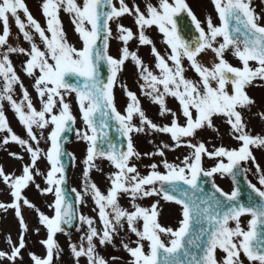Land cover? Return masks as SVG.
I'll return each mask as SVG.
<instances>
[{"label":"snow or ice","instance_id":"1","mask_svg":"<svg viewBox=\"0 0 264 264\" xmlns=\"http://www.w3.org/2000/svg\"><path fill=\"white\" fill-rule=\"evenodd\" d=\"M213 3L221 24L214 26L209 16L206 32L185 0H173V3L169 0H159L158 6L147 3V15L138 5L129 8L125 0H119V8L113 4V0H83L82 5L76 0H43L41 7L42 13L47 17V32L51 34L49 37L45 34V28L41 27L33 17L24 0H0V21L3 23L0 47L7 44V37L10 35V16L24 39L31 44L30 51L27 52L21 47H13L10 44L7 45L6 51L0 52V77L4 81L0 90V131H7L10 134L4 138L3 143L7 144L9 140L19 143L30 153L31 159L30 164L23 166L22 174L19 176L6 174L3 166H0V178L14 197L12 204L6 206L0 203V208H15L23 231H27V225L20 212V202L23 201V204L30 208H35V205L22 196V190L28 187L29 182L35 183L33 169H36V175H43L36 168L37 160L41 156L47 159L50 169L45 178L47 187L40 189L38 184L36 187L42 195L48 193L55 195L54 204L51 205L54 208V216L50 218L36 209L41 224L48 230V237L41 241L47 249L46 258H40L34 253L29 254L34 264H52L54 253L58 257L61 251L54 236L64 231L62 225L71 227L77 219V211L73 203L67 199L66 189L62 187L66 182L62 157L66 153L62 151L61 136L75 123L71 106L65 102V96L71 93L76 94L86 129L91 131V135L87 130L78 133L89 144L84 161L85 193L92 195L103 222L102 231H98L92 218L79 215L80 222L88 225V233L85 237H81L79 247L70 244L77 262L83 256L87 258L88 264H108V261L97 253L94 238H97L102 246L106 243L110 244L117 228L122 229L126 222L129 231L139 238L134 248L126 243L123 244L124 249L134 258L131 264H243L240 259L241 252L250 264H264V190L249 183L252 191L249 194V203L245 204L240 200L241 190L238 186L228 193L214 184L215 190L203 196L201 195L203 188L198 183L201 175L212 177L218 172L222 175H230L235 182L240 171H248L241 167V162L249 159L255 161L250 146L264 147V137L252 136L245 131L246 125L241 112L238 111V108L255 104L246 93V86L257 78L264 80V26L259 22L261 17L255 14L251 0H213ZM61 8L72 15V23L83 42L81 49L70 44L66 38L59 19ZM21 11L27 23L21 19ZM181 12L187 13L198 32V35L192 39H185L177 30L175 17ZM126 13L135 16L139 29V44L151 45L152 55L157 60L156 68L160 70L159 76L144 64L136 52L129 51L127 45L134 34L131 29L123 25L117 26L118 39L124 45L119 50L120 57L108 55V40L111 35L109 21ZM86 25H90V29ZM153 25L158 27L159 32L164 36V43L171 49L167 60L161 56L152 39L145 35L146 28H151ZM29 27L39 35L45 46L44 50L33 42V35L26 30ZM101 32L105 33L102 48L97 46ZM218 37L223 38L222 43L217 42ZM217 43L218 46H214ZM229 47L242 62V68L234 67L224 59V52ZM206 50H211L218 60L213 62L211 67L205 66L198 60ZM11 53H25L30 56L24 64L27 75L33 76L36 70L39 71L40 75L35 78L33 86L40 98L41 110L35 109L27 89L19 80L9 59ZM184 58L198 74L199 81L185 78V68L182 64ZM129 59L134 62L144 81L141 85L145 90L144 94L150 97L153 103L159 104L160 115L171 112L166 106L165 97L172 96L181 105L182 114L186 118L185 125L179 124L174 112H171L173 116L171 125L158 126L153 123L142 110L135 93L127 90L126 85H124L125 94L129 97L130 103L126 106V114H121L117 110L113 87L118 73ZM168 60L172 62L171 66ZM101 61L107 63L109 67L110 75L107 82L100 78ZM250 61L257 62L259 66L253 70L249 67ZM69 77H75V82H70ZM15 84H20L23 90V99L19 103L13 98ZM228 84L232 86L231 94L226 88ZM161 85L162 91L159 87ZM57 98L59 109L54 113ZM5 100L10 103L18 119L25 126L29 138L36 142V147L16 135L8 126L3 110ZM193 111L196 114L195 118ZM134 114L140 119V126L132 123ZM259 115L264 119V112ZM214 116L226 117L231 130L237 134L234 138L242 141V146L238 150H229L221 146L208 152L203 142L194 145L189 140L185 146L194 151L190 157L184 158L183 167L168 163L165 159L163 164L167 169L166 173L159 172L158 166L152 164L149 166L152 171L147 176H141L135 165L129 166L132 157L140 158V154L134 149L131 134L144 132L145 125L152 131L171 134L173 141L176 142L175 146L179 147L182 137H194L197 130L205 126L218 131L213 125ZM112 120L117 122V131L127 137L126 150L109 138L106 130ZM49 124L53 125L47 137L50 148L44 152L39 147V143L40 138L43 137V129ZM34 127L41 130L39 138L33 132ZM163 148H169V145L164 144ZM202 154L210 158L226 157L228 162L224 163L221 159L216 166L206 171L202 167ZM145 155L163 157L164 151L158 148L156 152ZM17 158L22 159V157ZM99 158L107 159L118 170L108 177L111 187L107 195L102 194L97 185L87 179L89 171L96 167L95 160ZM256 167L260 172L259 184L264 186V171L260 170L258 164ZM186 170L190 175L185 174ZM121 193L130 196L134 211H127L120 206L118 201ZM151 196H160L166 202H175L182 206L183 218L177 229L164 228L158 223L159 200L153 203L151 208H144L135 203L137 199ZM77 201H83L80 193H77ZM243 215L251 217L247 230L241 226L240 218ZM140 220L143 221L142 231L136 226ZM230 221L235 222V227H229ZM193 224L198 227L193 228ZM36 231L38 232L39 229ZM161 233L172 237L170 246H166L161 240ZM85 240L87 247L84 246ZM144 240L149 242L147 254L143 250V244L140 243ZM7 242L12 247V251L10 254L0 251V258L7 257L15 262L20 257L21 249L25 247L23 232L18 247L12 245L10 236ZM217 249L225 254L220 261L216 258ZM161 254H163L162 259ZM112 259L119 258L112 257Z\"/></svg>","mask_w":264,"mask_h":264},{"label":"rangeland","instance_id":"2","mask_svg":"<svg viewBox=\"0 0 264 264\" xmlns=\"http://www.w3.org/2000/svg\"><path fill=\"white\" fill-rule=\"evenodd\" d=\"M30 6V10L38 16V22L40 25L47 29V27H44V20L40 16V11L42 10V3L43 0H27ZM171 0H169L170 2ZM262 0H255V2H259ZM25 2V0H24ZM78 4L83 3V0H76ZM26 3V2H25ZM125 3L129 6V8H133L134 4H137L139 8L141 9L142 12H145V15H147L146 12V4L151 3L153 6H158L159 0H136L133 2V0H125ZM116 4L119 5V2H116ZM254 2H251L252 8L255 7ZM196 10L200 17L204 21V26L207 29V10L203 6V4H200L197 2ZM259 12V11H258ZM61 13V24L62 27L65 26L66 24V30L64 29L63 31L66 33V38L67 40L70 39L71 41L76 42V40L79 37V34L75 30V26L72 23V15L71 16H66L68 14L65 11H59ZM260 13V12H259ZM256 15H258L255 12ZM21 19L26 21V17L23 14V12H20ZM264 17V13H260V15ZM68 18V19H67ZM9 20L11 24L9 25L10 30H14V33H18L20 36L23 35L19 28L16 26L14 19L10 16ZM118 24L123 25L126 28L132 29L131 31L133 32L134 36L133 39L128 42L127 47L129 48L130 52H137L138 48H145L144 45L139 44L138 40V33L139 29L137 24L134 25L133 21V15L129 14H124L123 16L117 18L114 20V25L116 26V30L114 33V45L112 47L111 53L112 56L115 58L120 57V49L124 46L123 42L118 39L119 32H118ZM131 24V27H130ZM3 25V24H2ZM217 26V23L216 25ZM86 27H90V25H86ZM156 26L153 25L151 29H155ZM0 29H1V23H0ZM27 28L26 30H28ZM150 28H146L145 32H148ZM34 30V29H33ZM32 35H35L36 38H40L39 35L34 31L31 33ZM45 34L47 35V32L45 31ZM147 36V34L145 33ZM69 42V41H68ZM162 42V40L158 41L155 47H157L161 53L167 52V47L164 43H159ZM218 43L223 42L222 37L217 38ZM70 43V42H69ZM218 43L214 46H218ZM14 44L16 46L22 45L21 48H23V44L20 42V39L18 38L16 41H14ZM40 49L42 50V46L40 43ZM83 46V42L78 43L76 42V48L81 49ZM7 46L1 47V51L5 50ZM206 52H209L210 56H208L209 61L201 62L205 66L211 67L213 62H218L215 54L211 50H206L204 53H202L199 56L200 58H203L202 60L206 59L204 57L207 56ZM9 59L12 62V65L14 67V70L19 77V80L22 82L24 88L27 89L29 96L32 100L33 106L37 111L41 110L42 105L40 98L38 96V93L36 89L34 88V83H35V77L38 73L36 70V75L34 78L31 79V76L27 75L25 70H24V65H23V60L24 58L21 56V53H19L17 56L13 57L10 56L9 54ZM224 59L228 61L229 64H233L237 67H241V61L233 54V49L229 47L225 52H224ZM50 62V61H49ZM51 63V62H50ZM151 71L153 70V64H147L146 65ZM131 67L133 69H131ZM21 71L24 72V75L21 74ZM139 70L135 66L134 62L129 59L128 61L125 62L122 70L120 71V79H119V84H120V94H119V103L121 105H124L125 109L126 106L130 103V99L125 94V87L126 85L127 90H141V85L144 84V81L141 79V83L137 86L135 85V81L138 77V72ZM133 75V78L130 76ZM264 84V80L260 81L259 83ZM4 81L3 79L0 78V90H2ZM227 88V87H226ZM17 92L22 96L23 98V90L21 89L20 84H17L16 86ZM162 90V88H160ZM231 94V92H229ZM168 99L166 98V106H169L167 100H171L169 96H167ZM13 98L19 103L21 100V97L16 94L15 92L13 93ZM46 99V97H45ZM174 101V100H172ZM65 102L69 103L71 106V113L75 117L76 123H77V131L79 133H83L85 130L90 132V130L86 129V126L84 124V121L82 119L81 112L78 107L77 103V97L74 93H71L69 95L65 96ZM140 105L144 106V103L140 101ZM26 104V102H25ZM148 110V104L145 103V106L143 109ZM59 109V100L57 98V107L53 109L54 113H57ZM3 110L5 113V116L7 118V123L8 126L13 128L14 124H17V120L19 123L22 124V122L18 119L17 114L14 112L12 106L8 101L3 102ZM179 108H176L174 112H177ZM243 110L242 108H238V111L241 112ZM25 111H27V108L25 107ZM146 113L149 114L148 111ZM11 123H14L11 125ZM133 124L140 126V119L138 116H136L135 119L132 121ZM11 125V126H10ZM23 125V124H22ZM213 125L215 126L218 131H214L212 128H209L205 126L202 128L199 132L197 131L196 135L194 137H199V139L205 140V145L206 144H212L214 143H226L228 142V145L225 146V148L231 150L234 149L238 143H242V141H239L234 138L236 133H234L231 130V126L226 122V117L223 116H214L213 117ZM24 126V125H23ZM226 126L227 130L223 127ZM144 141L145 143H139L138 149L140 151V158L137 159L136 157H132L130 159V166L135 165L138 172L140 173L141 176H147L152 169L149 167L152 164H156L157 170L161 173H166L167 169L164 167L163 161L166 159L168 163L180 166L183 165L182 162L185 157H190L191 151L188 150L187 146H179L176 147L175 144L172 145L169 144L167 141L166 143L161 142V140H157L158 136L153 134L152 136L149 134L150 129L147 125L144 126ZM53 125L49 124L45 129H43V137L40 138V143L39 147L46 152L47 149L50 146V141H48L47 137L48 134L52 131ZM40 129L38 128H33V132L37 134L39 138V133ZM10 134L7 131H0V146L4 145L3 140L6 136H9ZM22 139L28 140L29 143L33 146L36 147V142L32 141L26 131V128L24 126V130H21V134H19ZM136 139L138 141L139 139V133L136 134ZM199 139L194 138L193 141L195 143H200ZM136 141V142H137ZM11 142V140H9ZM167 144L169 145V148H163V145ZM136 146V147H137ZM88 148V142L82 138L80 134H78L77 138L73 141V143L70 146V149L74 155V172H73V178H72V184L73 186L77 189V191L81 194L83 197V201L80 202V211L81 215L85 217H90L94 220V226L97 228L98 231L102 229L101 224L103 222L100 219L101 224H99V209L97 205L95 204V201L93 200L92 196L91 199L89 198L90 193H85V183H86V178H85V164L84 161L86 159L85 157V150ZM158 148H162L163 151L167 149L168 151H164V156L161 157L159 155H154V156H149L145 155L146 153H153L156 152ZM174 149V150H173ZM3 151V150H2ZM0 151V166H3L4 172L6 174H15L16 176H19L22 174V169L23 166L30 164L31 159H30V153L26 151L24 146H21L18 143L17 149H5L2 153ZM173 153V155H167L168 152ZM257 151V149H256ZM12 153L16 154L15 156L11 155ZM144 154V155H143ZM17 157H22V159L17 158ZM224 163L226 162V157ZM215 160L214 158H211ZM192 162V161H190ZM208 167L210 166H216L218 163L216 161H206L205 162ZM217 163V164H216ZM259 167L264 166V158L263 157H258V163ZM95 165L96 167L92 168L89 173H88V180L92 183H95L97 187L99 188L100 192L102 194L107 195V192L110 188V180H109V175L112 174V169L113 165L111 164L110 161H108L105 158H99L95 160ZM184 166V165H183ZM254 167V166H253ZM36 168L39 169L40 173L43 175H36V169H33V175H34V181L35 183L29 182V185L27 188L22 190V196L26 197L28 201H30L31 204L35 205V208H30L27 205L23 204V201L20 202L21 208L20 212L23 217L24 223L27 225V231L24 232L20 219H16V215L13 214V211L10 210L9 208H0V251H3L7 254H10L12 251V247L8 244L7 239L10 236L12 245L18 247L20 243V236L21 233L23 232V238H24V243L25 247L21 249L20 252V257H18L15 262L9 260L7 257L0 258L2 259L0 264H34V261L30 257V253H34L36 256L40 258H46L47 255V249L44 244L41 243V241L46 240L48 237V230L46 226L41 224L38 213L36 209H39L40 212L44 213L45 215L49 216L50 218L53 215V208L51 207L52 205V197L48 196V194L42 195L40 191L37 189L36 185L38 184L40 186V189H43L47 187L45 183V168L50 169V164L48 163L47 159L44 156H41L39 160H37ZM59 176V174H57ZM259 176V175H258ZM98 178V181H97ZM216 182L217 184L225 191L230 193L232 190H234L233 183L231 179L226 176L222 175L221 173H216ZM6 188V194H4V189ZM9 187L4 183L3 179L0 178V202L4 200V202H9V204H12L14 197L12 196L11 193L8 192ZM89 199L91 200L92 204V209L89 207L88 202ZM157 200H159V204L157 205V211L159 213L157 220L158 223L164 227V228H172L173 230L177 229L179 227V222L182 220V209L178 207L177 205L173 204L172 202H166L162 198L158 196H151V197H144L143 199H137L135 201L136 204H139L141 207L144 208H151L152 204L155 203ZM119 204L122 208L126 209L127 211H134L135 209L132 207V201L130 196L121 193L119 195ZM16 211V209H14ZM83 211V213H82ZM110 211V210H109ZM139 230L142 231L143 229V221L140 220L138 221L137 225ZM235 227V223L233 225ZM39 229L37 232L36 230ZM88 233V225L84 223H80L79 228L72 234H66L65 232H58L54 236V240L56 243L59 245L60 252L59 256L57 257L56 255L53 258L52 264H88V260L86 257H80L79 261L74 258L72 251L70 249V244H76L78 247L81 243V237H85L86 234ZM128 234L131 235V237L128 239ZM160 238L165 242V244H169L170 240L172 237L170 235L161 233ZM139 239V238H138ZM137 236L129 231V227L127 223H124L123 228H117L116 234L113 235L112 237V242L106 243L103 246L100 245L99 240L97 238H94V243L96 244V251L99 253L100 256L104 257L106 261H108V264H131V262L134 260V258L130 255L128 251H126L123 247V244H128L129 247H133L134 245H137L136 242L138 241ZM140 243L143 244V250L147 254L149 252V242L144 240L140 241ZM84 246L87 247V242L86 240L84 241ZM112 257H118L119 259L113 260ZM243 264H246L243 262Z\"/></svg>","mask_w":264,"mask_h":264},{"label":"water","instance_id":"3","mask_svg":"<svg viewBox=\"0 0 264 264\" xmlns=\"http://www.w3.org/2000/svg\"><path fill=\"white\" fill-rule=\"evenodd\" d=\"M107 10V9H104ZM103 40L104 39H99L97 41V46L98 47H103ZM99 74H100V78L103 79L105 82H107V79L110 75V71H109V67L107 65V63H105L104 61H101L100 65H99ZM70 82H75L76 78L75 77H69L68 78ZM110 123V127L106 130L108 132L109 138L115 142L118 146H122L123 150H126L127 148V137L122 136L118 131H117V122L115 120H112L109 122ZM74 135V124L71 125L70 130L66 131L65 133L62 134L61 136V143H62V151L64 153H66L63 157H62V162L64 164V175H65V179L66 182L64 185H62L63 188L66 189V195H67V199L73 203V206L75 207L76 211H77V219L73 222L72 226L69 227L67 225H62L63 228L68 229L70 231H73L77 228L78 224H79V211H78V201H77V194L76 192L71 188V172H72V167H73V161H72V157L69 153L68 150V145H69V141L73 138ZM244 179V177H243ZM198 183L202 186L203 188V193H201V195L203 196H207L210 193H212L215 189L213 187V181H212V177H204L203 175H201L198 178ZM237 184H239V181H236ZM181 184H183V182H181ZM184 187H189L188 185H183ZM240 190H241V196H240V200L241 202L247 204L249 203V199L248 200H242L243 199V195L248 196L249 198V192L246 191L244 188V184H240ZM198 226L193 224V228H197ZM163 257V254H161V259ZM183 259H188L187 257H182Z\"/></svg>","mask_w":264,"mask_h":264},{"label":"flooded vegetation","instance_id":"4","mask_svg":"<svg viewBox=\"0 0 264 264\" xmlns=\"http://www.w3.org/2000/svg\"><path fill=\"white\" fill-rule=\"evenodd\" d=\"M136 54L145 62L150 60V56H149L150 52L146 46H145V48H141V47L138 48V51L136 52ZM164 54H165V57L167 59L168 56L171 54V52H164Z\"/></svg>","mask_w":264,"mask_h":264},{"label":"bare ground","instance_id":"5","mask_svg":"<svg viewBox=\"0 0 264 264\" xmlns=\"http://www.w3.org/2000/svg\"><path fill=\"white\" fill-rule=\"evenodd\" d=\"M183 36H191L192 31L189 29V26L186 24V28L181 31Z\"/></svg>","mask_w":264,"mask_h":264}]
</instances>
